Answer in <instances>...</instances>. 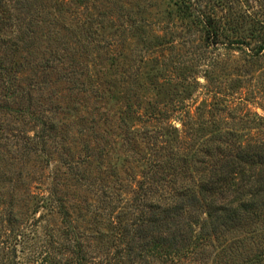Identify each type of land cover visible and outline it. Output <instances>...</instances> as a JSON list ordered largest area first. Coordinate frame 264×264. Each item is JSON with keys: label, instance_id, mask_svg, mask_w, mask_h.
<instances>
[{"label": "rangeland", "instance_id": "374dc122", "mask_svg": "<svg viewBox=\"0 0 264 264\" xmlns=\"http://www.w3.org/2000/svg\"><path fill=\"white\" fill-rule=\"evenodd\" d=\"M36 3L34 46L0 27V264H163L127 233L200 180L218 238L168 263L264 264V0Z\"/></svg>", "mask_w": 264, "mask_h": 264}, {"label": "trees", "instance_id": "16d2710c", "mask_svg": "<svg viewBox=\"0 0 264 264\" xmlns=\"http://www.w3.org/2000/svg\"><path fill=\"white\" fill-rule=\"evenodd\" d=\"M12 1L18 9H22L20 13L24 16L23 19L19 15L8 18L6 16V3ZM36 0H0V27L2 25L7 26L6 20H11V23H20L15 25L18 29L22 30L23 38L22 43L25 42L27 47H32L35 45V30L33 28L34 19L32 15L41 19V22H46L43 16V12ZM29 14L30 17H29ZM27 19V20H26ZM25 24V27L23 25ZM21 33V32H20ZM24 33L27 37H24ZM55 36H59L58 33L54 32ZM18 45L19 43L16 42ZM15 44V45H16ZM54 57L51 61H55L58 58V52H53ZM49 62V61H47ZM45 65H49L48 63ZM44 64V63H43ZM0 61V70L5 76L3 70L8 68ZM11 72V70H10ZM9 72V73H10ZM10 79L15 80V75L9 76ZM11 83V82H10ZM31 85V84H29ZM15 93V92H12ZM28 94V92H24ZM15 94H13L14 96ZM46 120L43 119L40 125V132L36 134L37 140L43 141L45 136ZM125 140L127 144L133 142V137L126 134ZM25 149L27 146L23 145ZM178 162V160H177ZM174 168L175 166L172 165ZM161 176L158 177L157 181H162ZM144 206L146 212L142 215L138 229L135 232L127 233L128 245L137 246L145 253L144 256L154 257L162 259L163 264H169L168 259H173L175 257H181L188 252L194 251L196 247H201L204 241H208L209 237L218 238L219 226L222 225L220 222V215L218 210L221 207L217 206L213 198L209 197L206 190V184L200 180L196 186L186 185L181 186L176 191L171 194H167L165 200H154L147 196L145 193ZM59 208L60 213L67 218L69 216L66 208ZM202 212L207 214V218L202 219L200 215ZM239 209L235 207L232 210V214L229 216L230 221L239 218L237 215ZM209 219H213L214 222H209ZM228 220V222H230ZM209 222L211 230H207V223ZM198 225V231L195 230V226ZM228 231L233 227L228 226ZM137 243V244H136ZM203 246V245H202Z\"/></svg>", "mask_w": 264, "mask_h": 264}]
</instances>
